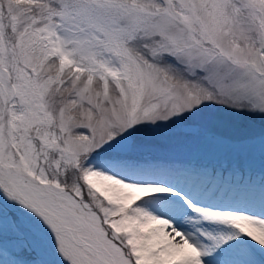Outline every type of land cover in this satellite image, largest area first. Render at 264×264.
Returning <instances> with one entry per match:
<instances>
[{"label":"rangeland","instance_id":"374dc122","mask_svg":"<svg viewBox=\"0 0 264 264\" xmlns=\"http://www.w3.org/2000/svg\"><path fill=\"white\" fill-rule=\"evenodd\" d=\"M0 84V183L109 261L171 264L189 252L179 264H215L212 254L233 242L245 247L234 264L264 258L263 217L192 202L174 225L159 201L121 205L109 183L134 187L83 164L96 153L169 169L198 160L226 178L180 166L198 175L189 183L176 174L179 183L203 189L208 179L238 196L256 176L264 200V0H0ZM123 137L126 153L105 148ZM91 139L96 146L82 152ZM1 197L0 264H102L30 218L50 248L28 213ZM139 209L150 219L136 228ZM161 234L175 245L166 254L149 250Z\"/></svg>","mask_w":264,"mask_h":264},{"label":"bare ground","instance_id":"6f19581e","mask_svg":"<svg viewBox=\"0 0 264 264\" xmlns=\"http://www.w3.org/2000/svg\"><path fill=\"white\" fill-rule=\"evenodd\" d=\"M93 139V138H92ZM92 139L90 142H82L80 146L82 147V152H86L88 149L92 148L94 145H92ZM98 152V151H97ZM89 153V152H88ZM88 153H83L82 159L80 160V163L82 164V161L85 159V157L88 155ZM98 153L92 155L91 158H86L85 163H83L85 166L87 163L93 166H101L104 169V172L106 174L98 173L104 175L106 178H119L130 184L134 189H124L119 184L116 183H110V190L113 194H117L119 197H123L124 201H127L125 204L131 205V207L140 208L143 204L147 202V200H151L154 203L153 198H157L158 192L166 193V196L173 200L175 199V196L178 195V193L187 194L186 188L182 187L181 184L176 181L177 177L174 175V172L171 170H163L161 168H155L152 166H140L135 161H130L124 158L121 159H111L110 156L107 155H97ZM59 171V169H57ZM181 175L183 176L184 181H188L191 177L193 178L195 173L192 174L190 172H183L180 171ZM74 173L75 170L67 171L66 179L67 183L72 186L75 182L74 179ZM158 175H161L158 176ZM163 176V177H162ZM172 179V180H171ZM79 178L76 179L77 185L80 183ZM0 193L5 194L9 197L10 201L17 204L16 198L13 197L11 194H7L3 191L2 187L0 186ZM135 199V200H134ZM21 207L26 210L28 213L25 217L26 221L30 224L31 220L30 218L36 219L40 221L42 224L45 225L49 230H51L54 233H59L61 235L67 236L71 238L72 241H74L76 244L79 245H85L88 244L87 242H84L83 239L79 236V234L73 230H67L68 227L65 226H57L52 220V222L48 221L43 214L38 211L34 210L30 206H26L22 202L19 203ZM27 204V203H26ZM137 206V207H136ZM150 218L146 215V212L143 209L134 210V216H133V227H138V222L149 220ZM31 225V224H30ZM32 228L35 230V232L48 243L50 248H53L54 243H52L50 236L44 233L43 231H40L36 229L33 225H31ZM132 227V228H133ZM140 231H138V234ZM175 233H173L174 235ZM164 234H161L158 239L164 238ZM141 246L148 245L147 241H141L139 242ZM167 245H170L169 247ZM91 251L98 256L99 261L102 264H112L111 261L107 259L104 252H101L100 248L96 245H92ZM175 245L170 242V240L167 238L163 239V243L157 246L151 247L149 250H161L162 253L166 254L171 249H173ZM192 255L187 252L183 258L179 259L177 255L172 256L169 259V263L171 264H179L181 261L185 262L186 260L191 259Z\"/></svg>","mask_w":264,"mask_h":264},{"label":"water","instance_id":"95a60500","mask_svg":"<svg viewBox=\"0 0 264 264\" xmlns=\"http://www.w3.org/2000/svg\"><path fill=\"white\" fill-rule=\"evenodd\" d=\"M185 131H187V132H197V130H198V128L197 127H184L183 128ZM109 147H111V145L109 146Z\"/></svg>","mask_w":264,"mask_h":264}]
</instances>
